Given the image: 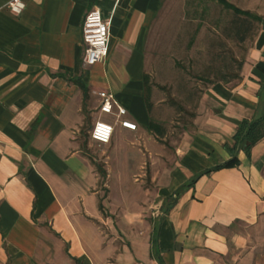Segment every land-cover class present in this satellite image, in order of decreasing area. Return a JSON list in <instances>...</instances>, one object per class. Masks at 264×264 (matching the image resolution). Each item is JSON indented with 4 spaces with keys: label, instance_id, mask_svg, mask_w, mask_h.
Segmentation results:
<instances>
[{
    "label": "crops",
    "instance_id": "crops-1",
    "mask_svg": "<svg viewBox=\"0 0 264 264\" xmlns=\"http://www.w3.org/2000/svg\"><path fill=\"white\" fill-rule=\"evenodd\" d=\"M10 1L0 0V264H264V138L180 191L229 160L238 124L264 112V15L239 79L212 84L158 153L145 49L163 0H21L18 16ZM93 8L109 22L108 52L83 68ZM99 91L136 125L99 144L102 170L84 136Z\"/></svg>",
    "mask_w": 264,
    "mask_h": 264
},
{
    "label": "rangeland",
    "instance_id": "rangeland-1",
    "mask_svg": "<svg viewBox=\"0 0 264 264\" xmlns=\"http://www.w3.org/2000/svg\"><path fill=\"white\" fill-rule=\"evenodd\" d=\"M226 1L240 10L264 15V0ZM236 19L216 2L163 0L145 49L148 109L152 123L163 130L161 137L152 131L158 153L174 145L182 127L191 124L203 93L221 75L231 78L237 73L236 62L242 61L259 23L250 21V30L240 42L235 36ZM84 136L91 162L102 170L100 145L87 132Z\"/></svg>",
    "mask_w": 264,
    "mask_h": 264
},
{
    "label": "built area",
    "instance_id": "built-area-1",
    "mask_svg": "<svg viewBox=\"0 0 264 264\" xmlns=\"http://www.w3.org/2000/svg\"><path fill=\"white\" fill-rule=\"evenodd\" d=\"M21 0H11L6 8L14 16H18L24 9ZM109 22L101 17L99 10L91 9L82 20L80 33L84 45L82 67L89 68L102 63L108 52ZM99 103L96 109L98 118L94 121L88 133L89 139L97 144L106 145L110 142L114 127L118 126L128 131H135L136 125L125 118L126 111L121 107L114 96L108 91H99L96 94ZM101 116H108L111 122Z\"/></svg>",
    "mask_w": 264,
    "mask_h": 264
},
{
    "label": "trees",
    "instance_id": "trees-1",
    "mask_svg": "<svg viewBox=\"0 0 264 264\" xmlns=\"http://www.w3.org/2000/svg\"><path fill=\"white\" fill-rule=\"evenodd\" d=\"M206 1L216 2L223 9L230 11L234 16L238 17V19H236L237 25L235 29V36L236 37L238 36L237 38L240 42H243L246 34L250 30V27H251L250 21L255 22V23L261 22V17H259L258 15L253 14L249 11L240 10L236 8L235 6H233L232 4L228 3L226 0H206ZM241 65H242V61L236 62V72L237 73H239L241 69ZM237 73L231 76L232 80L231 78L225 77V74L221 75L217 79V81H215V83H221L223 85H227L230 81L239 79V76ZM147 80H148V77L146 76V83H147ZM259 86H260V92L264 94V83L260 84ZM149 126L150 128L154 130L155 134L158 137L163 136V130L161 129V127L154 125V124H150ZM263 138H264V112L261 114V116H259L256 119H253L250 121H247V120L241 121L237 126L235 135L233 136L234 144L231 148L228 149V152L230 154L229 160H227L221 165L210 167L208 169H205L197 173V175H195V177L188 184L180 188V191H183L186 188L190 187L195 182L196 179L202 176H206L212 171L219 170L222 168H234L238 166V160L236 158L237 152L241 150L247 155L249 153L250 148ZM100 174L104 175L101 171H100ZM177 194H179V191ZM177 194L175 195L173 199L171 198V202H168L167 204L168 208L171 207L172 204L174 203V200L176 199Z\"/></svg>",
    "mask_w": 264,
    "mask_h": 264
}]
</instances>
